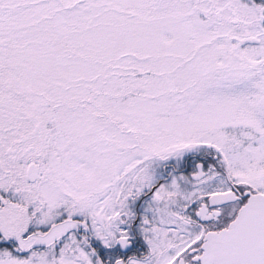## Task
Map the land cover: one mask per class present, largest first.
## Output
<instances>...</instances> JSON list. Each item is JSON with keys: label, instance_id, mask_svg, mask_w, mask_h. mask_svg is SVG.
<instances>
[{"label": "snow or ice", "instance_id": "obj_1", "mask_svg": "<svg viewBox=\"0 0 264 264\" xmlns=\"http://www.w3.org/2000/svg\"><path fill=\"white\" fill-rule=\"evenodd\" d=\"M0 264H264V0H0Z\"/></svg>", "mask_w": 264, "mask_h": 264}]
</instances>
